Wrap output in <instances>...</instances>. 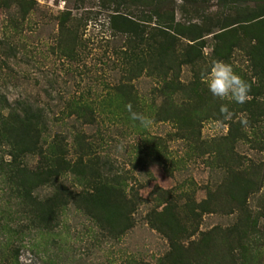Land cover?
Wrapping results in <instances>:
<instances>
[{"label":"rangeland","instance_id":"rangeland-1","mask_svg":"<svg viewBox=\"0 0 264 264\" xmlns=\"http://www.w3.org/2000/svg\"><path fill=\"white\" fill-rule=\"evenodd\" d=\"M118 6L116 0H0V96L12 104L25 100L43 110L47 144L54 134L65 137L73 170L62 178L70 189L85 188L74 172L73 165L80 167L79 156L84 164L105 157L112 164L109 173L120 172L126 178V197L134 194L139 198L133 227L117 239L73 204L61 209L58 227L46 231L34 226L32 216L20 205V194L0 172V264H179L168 259L170 242L152 223L157 212L171 204L181 209L189 198L200 201L216 189L218 144L228 135L231 121L252 117L251 111L240 109L253 98L262 104L258 109L263 108L262 116L252 126L243 127L244 138L223 141L220 147L233 172L261 167L257 190L249 196L247 207L253 213L264 210V91L258 96L249 92L244 105L211 94L200 75L215 59L212 50L218 31L214 29L205 36L204 60L195 68L201 71V97L194 100L181 92L163 97L154 92L158 78L143 70L130 81L137 98L128 102L116 93V84L126 82L119 52L128 45V36L110 27V15L120 10L137 21L148 19L146 7ZM171 6L181 22L193 20L194 7L210 14L222 11L216 0H173ZM251 41L246 38L244 44ZM226 62L247 82L257 84L244 49L233 51ZM194 78L189 66L181 68L182 83ZM164 100L169 102L173 118L159 120L155 113ZM129 103L133 111L149 117L151 125L144 127L132 120L126 108ZM222 104L231 113L227 120L215 112ZM249 108L254 109L253 115L258 111ZM4 148L0 146V157L8 159ZM46 152L55 153L52 146ZM37 159L30 156L28 165H36ZM228 212L204 214L199 229L232 227L240 216L234 209ZM257 229L264 234L262 220ZM198 240L193 235L177 243L184 249ZM223 243L218 241L216 250L204 255L203 263L216 264L230 254L236 264L243 261L234 243L231 249ZM255 248L245 255L253 261L245 260V264H264L263 247ZM192 260V264H203Z\"/></svg>","mask_w":264,"mask_h":264},{"label":"trees","instance_id":"trees-1","mask_svg":"<svg viewBox=\"0 0 264 264\" xmlns=\"http://www.w3.org/2000/svg\"><path fill=\"white\" fill-rule=\"evenodd\" d=\"M172 1L116 0L117 8H120L118 5L146 7L144 12L148 19L137 21L120 10L110 15V27L128 36V45L119 52L122 70L125 71L122 78L126 82L116 84V93L128 102L136 100L135 86L130 81L137 79L143 70H148L158 78L159 86L154 89L155 93L164 97L181 92L194 100L201 97L203 89L198 78L201 71L195 68L204 60L205 36L216 29L217 44L212 50L215 59L226 61L233 51L244 49L249 57L253 78L257 80V84L248 81L250 92H254V96L261 94L264 91V0H216L221 5V12L204 13L194 7L193 20L185 22L176 20ZM246 38L252 40L247 46L244 44ZM183 66H189L195 77L188 84L179 79ZM255 100L247 101L245 107L240 109L242 112H252L247 123H242L245 120L243 118L231 121L228 135L221 138L222 142L218 144L216 164L219 166L215 168L220 176L215 184L216 189L209 190L200 201L189 198L181 209L173 203L157 212L153 228L164 233L169 240L168 259L172 263L179 261V264H192V259L203 263L204 255L216 250L218 241H224L223 244L230 249L231 243L239 248V257L243 260L240 264H245V260L253 261L245 257L253 248L263 247L264 250V234L257 229L259 221L264 222V210L261 208L253 213L247 207L249 196L257 190L261 167L250 166L233 172L220 147L223 141L227 144L244 138L243 127L252 126L262 116L263 108L258 110L262 104ZM220 107L217 106L215 112L223 119ZM249 107L257 109V113L253 115L254 109ZM170 109L169 102L167 104L164 100L155 114L159 120H167L173 118ZM46 130L45 114L37 105L25 100L12 104L6 97L0 96V146L5 147L4 153L8 156V159L0 157V172L20 194V205L25 213L32 216L34 226L53 231L59 225L61 209L73 204L86 217L100 222L111 237L116 236L117 239L132 228V215L139 198L134 197V194H129L130 198L126 197V178L120 172L111 175L112 164L105 157H96V160L84 164L79 156L80 167L73 165L74 172L85 188L82 191L70 189L65 178H62L66 172L73 170L67 158L68 142H64V136L54 134L47 144L43 138ZM51 146L55 151L53 154L46 152ZM30 156L38 158L36 165H28ZM44 189L47 192L42 193ZM232 209L240 216L232 227L217 226L208 231L199 229L204 214L217 211L226 213ZM253 234L258 237L256 240L250 239ZM193 235L199 237L197 243L190 242V246L184 249L177 243V240H188ZM260 238L263 240L259 241ZM186 252L190 254L186 255ZM200 254L202 257H199ZM228 256L229 259L223 258L216 264H236L234 256ZM203 264L214 263L205 261Z\"/></svg>","mask_w":264,"mask_h":264},{"label":"clouds","instance_id":"clouds-1","mask_svg":"<svg viewBox=\"0 0 264 264\" xmlns=\"http://www.w3.org/2000/svg\"><path fill=\"white\" fill-rule=\"evenodd\" d=\"M200 78L214 97L221 100L229 99L240 104L245 103L248 99L251 85L234 70L230 63L224 60H213L210 69L201 72ZM126 108L131 114L132 120L139 121L144 127L151 125V119L142 113L133 111L131 103L126 105ZM220 114L225 120L230 118L231 113L227 105H221ZM242 123L246 124L247 121L244 120Z\"/></svg>","mask_w":264,"mask_h":264}]
</instances>
